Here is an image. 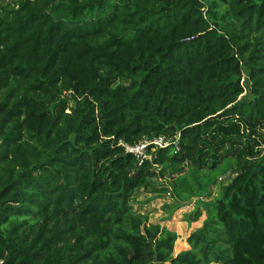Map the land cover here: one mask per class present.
<instances>
[{"label": "trees", "instance_id": "trees-1", "mask_svg": "<svg viewBox=\"0 0 264 264\" xmlns=\"http://www.w3.org/2000/svg\"><path fill=\"white\" fill-rule=\"evenodd\" d=\"M263 128L264 0H0V264H264ZM223 161L174 253L134 192Z\"/></svg>", "mask_w": 264, "mask_h": 264}, {"label": "rangeland", "instance_id": "rangeland-1", "mask_svg": "<svg viewBox=\"0 0 264 264\" xmlns=\"http://www.w3.org/2000/svg\"><path fill=\"white\" fill-rule=\"evenodd\" d=\"M261 132L264 133V128L261 129ZM225 165L226 163L223 161L214 170L200 172H196L189 167L186 168L181 175H184L183 183L187 185L189 191L176 197L168 195L164 190L169 191L171 189L173 179L179 176L178 174L174 177L153 178L151 186L134 192L131 201L133 209L138 213L147 215L149 222H157L177 234L174 253L188 250L190 246L186 238L193 230L199 228L206 218L201 204L218 198L223 192L227 178L236 174L235 170L224 173L227 168ZM206 176L208 179L213 180V183L207 186H205L207 184ZM204 186L206 192L199 196L198 192ZM196 208L199 209L201 215L196 222L190 224L186 221L185 216L194 212Z\"/></svg>", "mask_w": 264, "mask_h": 264}, {"label": "built area", "instance_id": "built-area-1", "mask_svg": "<svg viewBox=\"0 0 264 264\" xmlns=\"http://www.w3.org/2000/svg\"><path fill=\"white\" fill-rule=\"evenodd\" d=\"M170 144H174L175 149L178 150L175 140L170 142L168 140H165L163 137H155L149 141L148 140L142 141L134 146H127L126 151L133 153L139 159V165H140L144 159L149 157V155L146 152L149 146L151 147V151L153 152L157 148H165Z\"/></svg>", "mask_w": 264, "mask_h": 264}]
</instances>
